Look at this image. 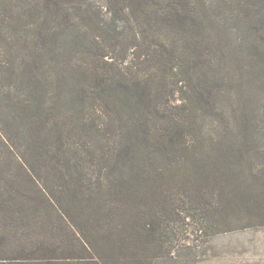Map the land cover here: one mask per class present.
Wrapping results in <instances>:
<instances>
[{"label":"rangeland","instance_id":"rangeland-1","mask_svg":"<svg viewBox=\"0 0 264 264\" xmlns=\"http://www.w3.org/2000/svg\"><path fill=\"white\" fill-rule=\"evenodd\" d=\"M192 1L200 37L167 42L161 21L143 26L159 45L179 48L185 74L165 84L155 74L143 103L139 87H121L123 123L91 105L90 75L72 62L64 26L43 22L48 42L35 28L21 41L0 36V169L24 164L56 197L69 187L87 193L105 174L92 164L110 163L123 137L146 123L152 144L117 176L138 228L161 222L165 230L156 264H264V0ZM10 169L0 177L24 180Z\"/></svg>","mask_w":264,"mask_h":264},{"label":"trees","instance_id":"trees-1","mask_svg":"<svg viewBox=\"0 0 264 264\" xmlns=\"http://www.w3.org/2000/svg\"><path fill=\"white\" fill-rule=\"evenodd\" d=\"M122 21L123 27L118 25ZM155 21H161L157 23L167 29V42L172 35L195 39L203 29L192 0H105L100 10L88 0H0V36L9 35L21 41L35 28V32L41 31L39 38L48 42L50 35L44 37L43 29L48 28L43 22H48L51 29L53 25L57 29L64 26V32H71L76 49L72 62L80 64L92 81L91 105H98L101 109L97 111L105 117L113 109L122 123L125 113L117 103L123 96L121 87L130 92L139 87L143 103L149 96L144 84L155 74L164 84L168 78L185 74L178 47L165 48L141 31ZM129 60L128 71L124 65ZM168 66L171 75L165 72ZM150 106L156 108V99ZM143 128L146 129L141 131ZM151 133L149 125L142 123L129 134L128 140L123 137L110 163H93L96 172L105 174L102 180L89 181L87 193L80 194L78 189L69 187L67 196L56 197L24 164H11L15 170L24 171L25 178L0 177V264L162 261L164 256H152L154 249L163 250L165 230L161 222L156 227L143 223L138 228L139 222L128 208L132 195L122 190L117 176L122 170L138 167L139 156L145 150L143 145L152 144ZM11 147L14 150L17 146ZM11 165L0 169V173L10 171ZM137 177L138 173L131 182Z\"/></svg>","mask_w":264,"mask_h":264}]
</instances>
